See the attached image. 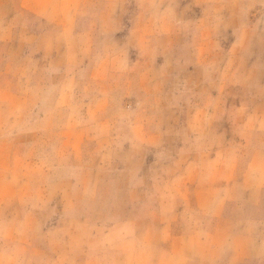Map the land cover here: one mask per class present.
I'll return each instance as SVG.
<instances>
[{"label":"clouds","instance_id":"9594fccd","mask_svg":"<svg viewBox=\"0 0 264 264\" xmlns=\"http://www.w3.org/2000/svg\"><path fill=\"white\" fill-rule=\"evenodd\" d=\"M0 264H264V0H0Z\"/></svg>","mask_w":264,"mask_h":264}]
</instances>
